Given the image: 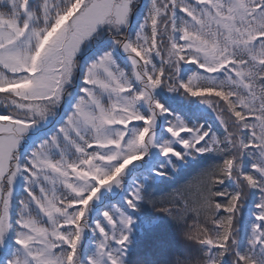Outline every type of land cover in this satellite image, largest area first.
<instances>
[{
	"label": "snow or ice",
	"instance_id": "6c2138e0",
	"mask_svg": "<svg viewBox=\"0 0 264 264\" xmlns=\"http://www.w3.org/2000/svg\"><path fill=\"white\" fill-rule=\"evenodd\" d=\"M0 264H264V0H0Z\"/></svg>",
	"mask_w": 264,
	"mask_h": 264
},
{
	"label": "trees",
	"instance_id": "16d2710c",
	"mask_svg": "<svg viewBox=\"0 0 264 264\" xmlns=\"http://www.w3.org/2000/svg\"><path fill=\"white\" fill-rule=\"evenodd\" d=\"M208 122L209 123H213L214 126L218 127V125L216 124L215 120H214V117H212L211 115L208 116ZM17 191L19 192L20 191V188H19V185H17ZM154 214V213H153ZM175 230L174 229H168V232H174ZM167 234V233H165Z\"/></svg>",
	"mask_w": 264,
	"mask_h": 264
}]
</instances>
